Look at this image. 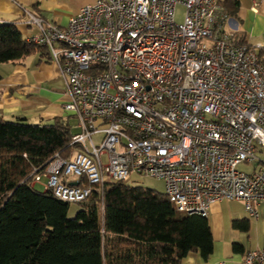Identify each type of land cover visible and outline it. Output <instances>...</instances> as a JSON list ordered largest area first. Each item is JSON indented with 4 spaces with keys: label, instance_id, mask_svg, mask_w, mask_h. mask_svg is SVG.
<instances>
[{
    "label": "built area",
    "instance_id": "obj_1",
    "mask_svg": "<svg viewBox=\"0 0 264 264\" xmlns=\"http://www.w3.org/2000/svg\"><path fill=\"white\" fill-rule=\"evenodd\" d=\"M230 20L218 0H95L64 28L30 15L38 33L27 41L46 48L59 67L63 108L76 129L71 156L56 154L35 184L81 204L96 187L144 175L164 181L179 213L208 217L214 204L238 201L258 217L262 47ZM243 264H264V247L248 252Z\"/></svg>",
    "mask_w": 264,
    "mask_h": 264
},
{
    "label": "trees",
    "instance_id": "obj_2",
    "mask_svg": "<svg viewBox=\"0 0 264 264\" xmlns=\"http://www.w3.org/2000/svg\"><path fill=\"white\" fill-rule=\"evenodd\" d=\"M218 1L237 14V0ZM37 53L50 58L16 23L0 24V64ZM259 57L264 65V47ZM73 134L65 118L44 125L0 118V264H181L190 253L212 255L208 218L177 212L166 193L109 182L70 217L69 203L37 191L35 178L54 156H71ZM233 227L250 225L243 219Z\"/></svg>",
    "mask_w": 264,
    "mask_h": 264
},
{
    "label": "crops",
    "instance_id": "obj_3",
    "mask_svg": "<svg viewBox=\"0 0 264 264\" xmlns=\"http://www.w3.org/2000/svg\"><path fill=\"white\" fill-rule=\"evenodd\" d=\"M237 1L239 8L235 16L231 15L230 27L243 34L249 44L263 48L264 2L255 6L256 0ZM94 2L0 0V24L16 23L27 40L38 33L35 25L28 24L30 15L64 28L73 15ZM0 75V118L3 120L24 119L31 124L44 125L69 115L63 108L68 100L65 79L49 56L37 53L15 63L0 64ZM207 218L214 242L212 255L205 260L200 253H190L181 264H243L248 252L264 247L263 207L259 208L258 217H252L241 202L222 201L212 206ZM243 219L249 221L248 232L233 227L235 220Z\"/></svg>",
    "mask_w": 264,
    "mask_h": 264
},
{
    "label": "rangeland",
    "instance_id": "obj_4",
    "mask_svg": "<svg viewBox=\"0 0 264 264\" xmlns=\"http://www.w3.org/2000/svg\"><path fill=\"white\" fill-rule=\"evenodd\" d=\"M184 15H185V10L183 7H179L177 10V16H176V21L177 22H182L184 20ZM65 120L68 122H71V125L74 127L75 125V120L70 117L69 115L67 117H65ZM74 131H76V129H74ZM96 142L100 141V137L96 136L95 137ZM260 158L264 159V155H259ZM104 160H107L106 156L104 157ZM254 167L253 166H249V165H241L239 166V170L241 171H245V172H249L251 170H253ZM134 178H129V180H127L125 183L130 185V186H139V187H143L146 189H151L160 193H165V183L163 180L157 179V178H153V177H149V176H144V175H137V176H133ZM35 189L37 191L40 192H44L46 189L43 186V184L41 183H37L35 185ZM236 205V204H235ZM80 207L77 204H70V211H69V216L70 217H74L76 215V213L79 211ZM261 237H263L262 232L259 233V238L261 239ZM255 240L257 239V236H254Z\"/></svg>",
    "mask_w": 264,
    "mask_h": 264
},
{
    "label": "water",
    "instance_id": "obj_5",
    "mask_svg": "<svg viewBox=\"0 0 264 264\" xmlns=\"http://www.w3.org/2000/svg\"><path fill=\"white\" fill-rule=\"evenodd\" d=\"M72 185H78L77 183H73Z\"/></svg>",
    "mask_w": 264,
    "mask_h": 264
}]
</instances>
